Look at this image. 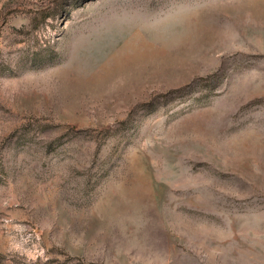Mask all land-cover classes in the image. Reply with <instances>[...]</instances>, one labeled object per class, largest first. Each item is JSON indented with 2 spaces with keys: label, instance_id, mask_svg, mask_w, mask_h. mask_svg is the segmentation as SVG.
Instances as JSON below:
<instances>
[{
  "label": "rangeland",
  "instance_id": "rangeland-1",
  "mask_svg": "<svg viewBox=\"0 0 264 264\" xmlns=\"http://www.w3.org/2000/svg\"><path fill=\"white\" fill-rule=\"evenodd\" d=\"M0 264H264V0H0Z\"/></svg>",
  "mask_w": 264,
  "mask_h": 264
}]
</instances>
